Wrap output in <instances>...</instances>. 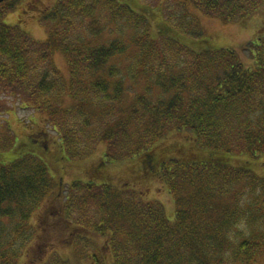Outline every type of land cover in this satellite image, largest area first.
Wrapping results in <instances>:
<instances>
[{
    "label": "trees",
    "instance_id": "16d2710c",
    "mask_svg": "<svg viewBox=\"0 0 264 264\" xmlns=\"http://www.w3.org/2000/svg\"><path fill=\"white\" fill-rule=\"evenodd\" d=\"M186 1L224 22L264 5ZM21 2H0V93L35 108L58 136L39 126L21 139L31 135L25 147L0 131V264H19L40 230L30 218L55 186L42 157L47 134L72 161L100 145L106 163L139 157L136 175L162 180L175 211L170 217L141 189L75 180L67 203L83 217L71 220L110 239H74L70 254L55 250L40 264H255L264 251V176L232 160L264 157V35L244 47L254 51L248 63L236 48L187 44L165 23L159 40L148 9L129 0H56L40 10L47 36L36 40L5 22ZM105 31L113 37L97 41ZM58 51L67 75L54 62ZM127 52L126 66L112 60ZM176 136L188 144L175 149Z\"/></svg>",
    "mask_w": 264,
    "mask_h": 264
},
{
    "label": "rangeland",
    "instance_id": "374dc122",
    "mask_svg": "<svg viewBox=\"0 0 264 264\" xmlns=\"http://www.w3.org/2000/svg\"><path fill=\"white\" fill-rule=\"evenodd\" d=\"M56 0H22L19 3L16 10L8 13L5 16V22L9 24L21 23V27L26 30L31 36L36 40H44L47 36L45 27L39 21L40 10H43L47 7H50L54 4ZM133 3L136 8L145 7L146 10L150 12V19L152 23L153 33L156 38L159 40L162 39V32H160L161 26L164 23L171 27L170 31L179 35V38L186 42L187 44L193 45L196 48H220V47H232L238 49L243 55L245 61L251 63L253 61V52L245 50L244 47L247 43L255 39L258 35H264V5L259 8L253 15L249 17H244L239 21L234 22H224L222 19L211 16L203 12L202 10L195 8L190 5L186 0H129ZM188 3V5H187ZM36 4V6H34ZM168 31V30H167ZM201 36V37H200ZM113 37L109 31L99 34L97 36V41H105ZM199 37V38H198ZM255 54V53H254ZM130 53H125L121 56H117L115 59L120 58L123 66H126L129 62ZM55 64L61 69L64 75L68 74V64L65 58V55L58 51L54 55ZM111 64V63H109ZM108 64V65H109ZM141 81L140 88H146V80ZM155 90L158 87L154 88ZM133 93V92H132ZM0 101L4 103L5 107L0 110V131L9 130L15 137L17 142L22 144L24 142L27 147L29 144L31 135L28 137V140H21L24 138L26 133H31L34 128L46 129L48 133L54 137L58 136L56 130L53 129L52 125L46 123L42 119L39 112L35 108L30 107L29 105L25 107V103L21 100L16 99L13 95L5 94L4 92L0 93ZM46 136V143L49 144V150L46 153L52 155L55 152V149H51L53 146V140ZM177 137V136H176ZM173 137L177 142L176 148H180L182 145H187V141L183 140L181 137ZM162 150V147L158 149V152ZM105 152V145H100L98 149L91 154L90 157L72 161L64 159L63 165L66 166L67 170L69 169L72 175H69L65 178L67 182H71L73 179L77 180H88V175L90 174L89 168L92 164L101 163L102 154ZM162 151L157 157H161L169 154ZM185 152V151H183ZM172 154H179L177 151H172ZM195 154V152L193 153ZM170 155V154H169ZM59 156H61L59 154ZM237 156V155H235ZM249 159V160H248ZM244 157L243 160L233 159L232 163L240 165L246 164L249 167H255L256 163L262 164L258 166L259 173L264 175V157L261 159L258 158H248ZM93 160V161H92ZM139 157L131 160H122L115 163L107 162L105 164L106 175L109 180H112L114 183L119 185H128L133 183L136 186V182L140 189L147 195V199H158L160 202L164 203L167 214L172 217L175 211V199L174 197L166 190L165 185L162 180H159L157 177L151 178H141L136 174H140L138 162ZM257 160L256 162H253ZM92 161V162H91ZM141 162V161H140ZM154 170V169H153ZM151 174H158L153 171ZM102 179V178H100ZM59 178L56 179L55 190H61L59 186ZM65 184V183H64ZM66 187V186H65ZM243 185L241 184L238 189L243 190ZM55 192L48 194L45 199L42 201V204L50 203L56 204L54 201ZM58 205V204H57ZM77 206V205H76ZM74 206L70 213V219L73 217L82 216L81 212ZM42 209L39 207L33 213L32 221L33 224L37 225L40 223L37 218L41 213ZM77 219V218H76ZM75 219V220H76ZM78 221V220H77ZM244 222V221H243ZM87 225V223H85ZM41 225V223H40ZM43 225V224H42ZM244 227V226H243ZM245 229V228H244ZM41 231V228L38 232ZM247 232L249 229L247 228ZM66 239H47L48 242H55V248L63 256H67L71 251L66 248L65 244ZM96 243H103L104 239H92ZM39 241L46 242L44 239ZM95 251L91 249V252ZM45 254V247L39 245V242L35 243V239L29 243L28 247L24 252V256L19 258V264H40L42 261V256ZM77 258V257H74ZM257 261L255 264H264V251L257 255ZM85 264H91L89 259L85 260Z\"/></svg>",
    "mask_w": 264,
    "mask_h": 264
},
{
    "label": "flooded vegetation",
    "instance_id": "af4514ba",
    "mask_svg": "<svg viewBox=\"0 0 264 264\" xmlns=\"http://www.w3.org/2000/svg\"><path fill=\"white\" fill-rule=\"evenodd\" d=\"M53 145H55V142L53 141ZM45 147L47 150H49V144L46 143ZM53 149V148H51ZM46 163L48 164V167L50 168V172L52 176L54 177V182L56 183V179L59 178V186L61 190H55V187L52 188L51 193L53 191L55 192L54 196V201H56V204H50V203H45L41 204V213L39 215V218L37 220L40 221L39 226L41 228V231L38 232L37 234L33 235L31 239H35V243L39 242V245H43L45 247V254L42 256L43 257H48L52 254L53 251L57 250L54 249L55 247V242H48L47 239H66L65 240V246L69 250H73L74 248V239H110L109 231H94L89 229L85 224H79L74 222L73 220L70 219V205L67 203V198H68V192L70 189V185H72L73 181L77 179H73L71 182H67L65 178L69 175L70 171L69 169L67 170L66 166L63 165L64 159H67L66 156H58V152L55 150V152L52 155L48 156H42ZM263 158V157H261ZM258 158V159H261ZM102 159V158H101ZM69 160V159H68ZM93 161V160H92ZM91 161V162H92ZM257 160H254L253 162H256ZM111 163V162H109ZM105 164L106 162L101 161V163L97 164H92L89 168L90 174L88 175L89 180L91 181L94 178H103L106 180V182H109L111 184H114L116 186H121L119 184L114 183L112 180H109L106 175V169H105ZM257 166V169L254 167H251L256 174L262 175L259 173L258 166H261L262 164H254ZM264 169V168H263ZM65 183V184H64ZM66 186V187H65ZM127 187H130L132 189H137L139 190L141 186L136 183V186H134L133 183L128 184ZM58 204V205H57ZM33 214L30 218L31 222L32 221ZM38 223V222H37ZM43 224V225H42ZM40 239L46 240V242L39 241ZM103 245H101L100 250L102 251ZM60 253L58 250L55 251ZM96 253L92 251L91 257L94 256ZM103 255V253H102ZM41 258V259H42ZM99 264V263H95Z\"/></svg>",
    "mask_w": 264,
    "mask_h": 264
},
{
    "label": "water",
    "instance_id": "95a60500",
    "mask_svg": "<svg viewBox=\"0 0 264 264\" xmlns=\"http://www.w3.org/2000/svg\"><path fill=\"white\" fill-rule=\"evenodd\" d=\"M1 1H4V0H0V2H1Z\"/></svg>",
    "mask_w": 264,
    "mask_h": 264
}]
</instances>
